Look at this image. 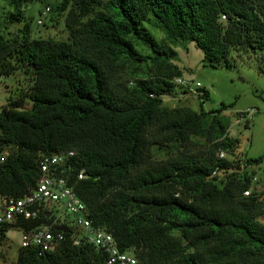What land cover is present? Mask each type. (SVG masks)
<instances>
[{"label": "trees", "instance_id": "1", "mask_svg": "<svg viewBox=\"0 0 264 264\" xmlns=\"http://www.w3.org/2000/svg\"><path fill=\"white\" fill-rule=\"evenodd\" d=\"M33 1L10 0L18 13L9 20L19 21ZM56 1L69 41L31 39L27 24L14 38L0 36V77L20 71L31 79L28 92L0 111V194L25 196L41 177L42 157L72 153L58 174L93 225L137 264H264L263 203L243 196L254 171L233 167L220 181L210 177L217 166L232 167L217 151L232 155L239 146L217 115L227 107L162 106L180 77L172 62L177 43L193 42L211 68L230 66L231 52H264V0ZM129 63L135 68L125 74ZM143 64L145 76H137ZM24 99L30 109L21 108ZM191 138L202 139V149L179 152ZM167 146L176 154L155 160L153 148ZM47 214L0 225V240L9 229L45 226ZM67 228L49 227L62 235L53 249L20 247L14 264H106L105 254Z\"/></svg>", "mask_w": 264, "mask_h": 264}, {"label": "rangeland", "instance_id": "2", "mask_svg": "<svg viewBox=\"0 0 264 264\" xmlns=\"http://www.w3.org/2000/svg\"><path fill=\"white\" fill-rule=\"evenodd\" d=\"M56 0H34L23 5L20 10V20L10 21L12 14H17L18 9L10 0H0V36L14 38L19 34L25 24L28 25L31 39H54L67 42L70 40L68 30L64 25L66 13L58 14L54 9ZM46 8L49 12L45 13ZM41 22L38 24V22ZM147 26V25H146ZM147 29L157 39L162 38L158 28L148 25ZM175 58L173 64L180 71V77L200 83L207 91L208 98L202 103L205 113L218 111L222 106L227 108L218 113L221 122L228 126V137L239 141L235 150L244 160L261 158L257 164L255 176L263 180L264 177V52L241 53L237 56L231 52L230 66L220 65L211 68L203 63V55L193 42L182 41L173 47ZM142 54L148 53L142 48ZM133 64H128L124 73L134 70ZM146 67L141 65L137 76H145ZM135 75V76H136ZM30 78L17 71L8 77H0V106H6L9 97H16L19 91L26 93L30 86ZM200 101L194 96L184 94L182 88L174 86L171 94L162 97V106L168 109L187 107L194 111L199 110ZM31 103L24 99L22 109H30ZM249 109L255 110L251 117H243ZM208 120V118L206 119ZM203 141L191 138L180 151L197 153L202 149ZM155 160H163L176 154L174 147L167 146L162 150L156 147L152 150ZM234 155H229L232 158ZM236 156V155H235ZM249 172V171H248ZM223 179L219 177L217 181ZM58 224L74 229L72 218L67 216L59 205H55ZM20 231L9 229L5 239L0 240V264H14L20 248Z\"/></svg>", "mask_w": 264, "mask_h": 264}, {"label": "built area", "instance_id": "3", "mask_svg": "<svg viewBox=\"0 0 264 264\" xmlns=\"http://www.w3.org/2000/svg\"><path fill=\"white\" fill-rule=\"evenodd\" d=\"M49 12V8L45 10ZM225 20V16L221 15V21ZM41 22L39 21L38 24ZM172 83L180 88L184 94L194 96L201 103L204 102L205 88L200 83L185 80L181 77H175ZM0 106V111L2 109ZM255 114V110L249 109L242 115L243 117H251ZM228 133V130H227ZM72 153H63L53 156H44L39 160V171L41 177L35 187L25 196L16 198L11 195L0 194V225L13 224L20 220H36L42 212H48L47 217L51 216L53 225L58 224L57 219L53 216L56 213L55 205H59L62 211L72 218L74 228L79 231L82 239L88 244L93 245L97 250L106 256V264H137L135 258L126 252H121L113 239V237L105 230L95 227L88 217V212L83 202L78 198L72 187L67 186L66 180L58 174V168L65 160L71 157ZM229 158V155L218 150L217 159L221 161L231 162V168L222 169L215 167L210 177L218 179L227 176L233 167L236 170H246L249 172L257 170V164H248L237 153ZM236 155V156H235ZM5 152L0 153V164L5 161ZM83 170L79 172L78 179L84 178ZM222 180V179H221ZM254 195L262 201L264 207V177L260 181L258 176H253L250 187L243 192V196ZM258 222L264 228V216L258 219ZM20 247H34L40 253L48 252L53 249L54 245L62 239L60 233L53 234L49 227L43 226L31 232H20ZM74 244L78 245L79 240L76 239Z\"/></svg>", "mask_w": 264, "mask_h": 264}, {"label": "water", "instance_id": "4", "mask_svg": "<svg viewBox=\"0 0 264 264\" xmlns=\"http://www.w3.org/2000/svg\"><path fill=\"white\" fill-rule=\"evenodd\" d=\"M46 227H52L53 230L57 232H63V233H68L69 229L67 228L66 225H53L52 220L50 219L47 224L45 225Z\"/></svg>", "mask_w": 264, "mask_h": 264}]
</instances>
